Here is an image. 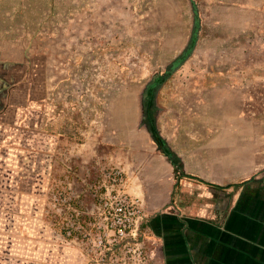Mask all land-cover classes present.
I'll list each match as a JSON object with an SVG mask.
<instances>
[{
	"label": "rangeland",
	"instance_id": "1",
	"mask_svg": "<svg viewBox=\"0 0 264 264\" xmlns=\"http://www.w3.org/2000/svg\"><path fill=\"white\" fill-rule=\"evenodd\" d=\"M113 168L141 186L150 254L162 213L264 201V0H0V189L27 186L16 214L59 235L43 264L84 256L72 209Z\"/></svg>",
	"mask_w": 264,
	"mask_h": 264
},
{
	"label": "crops",
	"instance_id": "2",
	"mask_svg": "<svg viewBox=\"0 0 264 264\" xmlns=\"http://www.w3.org/2000/svg\"><path fill=\"white\" fill-rule=\"evenodd\" d=\"M205 186L217 191L231 188L216 184ZM10 189H0L4 199L12 200L9 215L13 216L12 211L15 212L14 219L0 220V259H6V262L0 260V264H15L10 259L14 256L23 259L18 264H43L40 260L62 256L58 252L61 244L59 235L51 234L42 219H23L16 214L28 211L23 197H30L29 188L23 184L21 188ZM128 190L145 203L137 180L129 179ZM170 192L173 193L172 186ZM17 194L21 197L18 198ZM4 199H0L1 205ZM255 201L251 212L242 208L248 203L239 206L230 201L227 205L218 207L217 204L196 210L183 222L172 220L165 213L150 220L149 239L157 244L151 251L155 264H264V201L261 198ZM199 211L206 212V218H200L202 214ZM71 264L88 262L85 256L73 254Z\"/></svg>",
	"mask_w": 264,
	"mask_h": 264
},
{
	"label": "built area",
	"instance_id": "3",
	"mask_svg": "<svg viewBox=\"0 0 264 264\" xmlns=\"http://www.w3.org/2000/svg\"><path fill=\"white\" fill-rule=\"evenodd\" d=\"M128 185L124 170L113 168L95 187L93 208L72 209L67 237L82 246L88 264H155L145 241L144 203Z\"/></svg>",
	"mask_w": 264,
	"mask_h": 264
}]
</instances>
